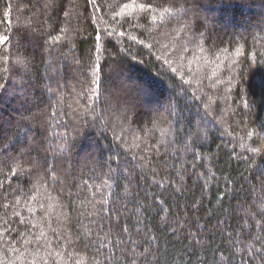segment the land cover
Here are the masks:
<instances>
[{"label":"trees","instance_id":"trees-1","mask_svg":"<svg viewBox=\"0 0 264 264\" xmlns=\"http://www.w3.org/2000/svg\"><path fill=\"white\" fill-rule=\"evenodd\" d=\"M264 0H0V264H264Z\"/></svg>","mask_w":264,"mask_h":264},{"label":"snow or ice","instance_id":"snow-or-ice-1","mask_svg":"<svg viewBox=\"0 0 264 264\" xmlns=\"http://www.w3.org/2000/svg\"><path fill=\"white\" fill-rule=\"evenodd\" d=\"M259 87H260L261 89H264V81H262V82L259 84Z\"/></svg>","mask_w":264,"mask_h":264}]
</instances>
